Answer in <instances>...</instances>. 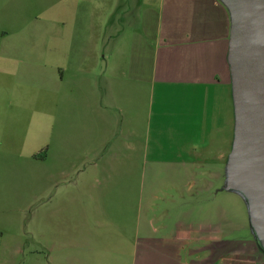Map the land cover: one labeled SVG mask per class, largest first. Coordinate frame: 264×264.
Here are the masks:
<instances>
[{
    "label": "crops",
    "instance_id": "obj_1",
    "mask_svg": "<svg viewBox=\"0 0 264 264\" xmlns=\"http://www.w3.org/2000/svg\"><path fill=\"white\" fill-rule=\"evenodd\" d=\"M58 1L0 45V153L15 141L0 162L40 166V264H264L256 239L251 255L224 251L237 127L228 5ZM26 242L15 256L34 254Z\"/></svg>",
    "mask_w": 264,
    "mask_h": 264
},
{
    "label": "rangeland",
    "instance_id": "obj_2",
    "mask_svg": "<svg viewBox=\"0 0 264 264\" xmlns=\"http://www.w3.org/2000/svg\"><path fill=\"white\" fill-rule=\"evenodd\" d=\"M59 5L58 0H0V45L4 30H12L14 26L35 21L37 18L43 21L51 19ZM36 130L37 128L33 129L34 135ZM1 143L6 145V149L1 148L0 154L6 156L9 154L7 146H12L15 141L4 137ZM11 153L17 154L13 150ZM5 162H0V234L3 236L0 239V264L46 263L48 253L41 251L40 240L43 230L42 206L45 201L41 193L40 166L31 160L15 158L8 162H13L14 166L7 170ZM230 181L231 177L226 176L225 190L219 196V207L223 209L224 251L233 252L244 247L248 251L255 246L253 239L259 243L256 230L260 226L256 225V217L254 219L253 200L247 188L249 186L244 183L233 184ZM19 236L24 242L34 244L35 252L32 256L28 253L15 256L12 252V246ZM247 251L245 254H252ZM242 258L232 254L226 256V263H236L238 260L240 264H247Z\"/></svg>",
    "mask_w": 264,
    "mask_h": 264
},
{
    "label": "water",
    "instance_id": "obj_3",
    "mask_svg": "<svg viewBox=\"0 0 264 264\" xmlns=\"http://www.w3.org/2000/svg\"><path fill=\"white\" fill-rule=\"evenodd\" d=\"M223 1L233 17L230 62L237 115L227 176L233 184L249 186L264 250V0Z\"/></svg>",
    "mask_w": 264,
    "mask_h": 264
}]
</instances>
